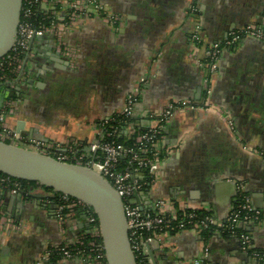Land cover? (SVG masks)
<instances>
[{"label": "crops", "instance_id": "0c3cea01", "mask_svg": "<svg viewBox=\"0 0 264 264\" xmlns=\"http://www.w3.org/2000/svg\"><path fill=\"white\" fill-rule=\"evenodd\" d=\"M98 1L119 16L122 25L111 28L94 14L74 20L63 36L77 52L72 63L57 53L52 36L34 40L18 71L15 106L4 118L5 126L18 128L23 139L48 144L57 153L70 144L88 155L84 149L98 126L121 112L126 95L139 88L141 79L132 114L136 129L148 128L156 106L201 102L203 74L190 54L202 61L229 32L264 25V0ZM191 6L197 9L194 15ZM194 17L202 29L197 46L190 39ZM208 103L230 118L242 143L264 154V41L245 38L234 49L221 51ZM159 146L163 159L157 180L138 194L142 207L160 201L167 210L211 215L223 226L241 183L252 206L264 212V161L241 151L215 113L181 110L163 126ZM0 201L3 213L25 227L23 233L0 232V264H80L40 263L39 258L49 246L73 243L87 233L81 211L69 213L60 225L45 199L1 193ZM240 226L254 247L264 251V223ZM148 245L150 264H259L242 252L237 237L218 232L205 239L193 229L171 231L158 246Z\"/></svg>", "mask_w": 264, "mask_h": 264}, {"label": "built area", "instance_id": "2783aa9c", "mask_svg": "<svg viewBox=\"0 0 264 264\" xmlns=\"http://www.w3.org/2000/svg\"><path fill=\"white\" fill-rule=\"evenodd\" d=\"M34 7H38L45 11L44 14H48L47 23L37 27L28 23L27 19L33 15L32 8ZM190 11L192 15L197 13L194 6H191ZM92 14L98 16L111 28L122 25V19L111 13L108 7L98 0H23L15 42L10 51L0 59V87L13 92L23 56L31 38L52 36L57 53L72 63L77 58V52L64 42L63 36L74 20L89 18ZM245 38L264 41V25L258 27L248 24L239 30L229 32L221 44H215L207 50V56L202 61L198 60L195 54H190L191 61L203 74L204 98L197 103L183 100L156 106L150 111V125L143 132L132 125L127 126L124 131L126 135L133 137L134 147L126 148L106 142L105 137L109 134L105 132L104 125L107 122H102L98 126L95 137L87 145L88 155L79 154V148L70 144L65 146L64 153H57L54 147L37 140H25L17 131L10 130L5 126V115L11 112L15 106L14 100L11 99H5L0 112V141L52 156L61 162L84 165L97 172L122 199L128 228V241L136 262L137 257L145 251L147 244L153 241L158 242L168 232H181L186 229H193L198 234L205 230H212L233 235L238 238L243 253L257 263L264 262V251L259 252L255 249L252 237L247 233L237 231L240 223H264V212L256 210L252 206L241 183L237 185V200L223 226L217 223L211 215L199 217L198 212L186 208H181L179 211L167 210L160 201L142 207L138 200V194L143 193V188L152 185L157 180V167L163 159V152L159 146L161 130L181 110H208L215 113L226 124L230 134L237 139L241 151L264 161L262 152L240 141L230 118L222 115L219 110L212 109L208 103L210 84L217 72L221 51L224 48L234 49ZM190 39L196 46L202 42L201 24L196 17L191 23ZM142 84H144V79L139 80V88ZM139 88L137 87L134 92L126 95L124 107L115 117L118 122H127L132 117L133 108L141 92ZM84 158H88L87 162L83 161ZM120 159L126 161L125 167L119 165ZM1 193H9L21 198L32 195L43 196L45 201L54 207L60 225L64 222V212L72 214L75 210H80L84 214L88 226L87 233L79 234L73 243L49 246L40 256V263H48L56 256L60 260H78L80 264H107L100 240L97 218L85 204L66 195L45 189L37 183L25 192L19 182L9 178H0ZM54 202L55 204H53ZM24 231L25 227L21 223L3 213L0 201V232L3 235H9ZM201 252L202 257L205 258L208 252L205 244L202 245Z\"/></svg>", "mask_w": 264, "mask_h": 264}, {"label": "water", "instance_id": "95a60500", "mask_svg": "<svg viewBox=\"0 0 264 264\" xmlns=\"http://www.w3.org/2000/svg\"><path fill=\"white\" fill-rule=\"evenodd\" d=\"M22 5L23 0H0V59L10 51L15 42ZM41 39L42 37L31 38L28 46L34 40ZM10 94L12 92L0 87V106ZM16 131L19 133L18 128ZM84 150L87 151L88 147ZM0 173L15 180L37 183L82 202L97 218L106 263L137 264L128 241L122 199L91 168L61 162L52 156L0 141ZM30 197L44 199L41 195ZM149 245L155 247L158 242L153 241ZM152 263L155 264L154 261Z\"/></svg>", "mask_w": 264, "mask_h": 264}, {"label": "trees", "instance_id": "16d2710c", "mask_svg": "<svg viewBox=\"0 0 264 264\" xmlns=\"http://www.w3.org/2000/svg\"><path fill=\"white\" fill-rule=\"evenodd\" d=\"M32 12L33 15L30 16L27 21L29 24H31L33 27H37L40 24H45L48 22L49 18H48V14H44V10H40L38 9V7H34L32 8ZM3 88V87H2ZM16 98L15 93L12 92V94H10L7 99H11L14 100ZM134 126L135 127V121L134 119L131 117L127 122H118L117 118H113L111 121L107 122V124L104 125V129L105 132L108 133L109 135L105 137V141L109 142V143H113L115 145H122L126 148L129 147H134V140L133 137L125 135L123 132L125 130V128H127V126ZM136 128V127H135ZM141 132L145 131L144 129H138ZM88 158H84L83 161L87 162ZM119 165H121V167H125V163L126 161L124 159H120L119 161ZM0 178H9L5 175H2L0 173ZM10 180H14L17 181L21 184L23 191H29L30 188L35 184V183H30V182H25V181H19V180H15L12 178H9ZM149 186H146L143 188V192L147 190ZM46 189V188H45ZM26 197V196H25ZM26 198H32V197H26ZM55 204V202L53 203ZM75 215H79L80 210H75L73 212ZM68 215L67 212H64V217H66ZM198 216L201 217L203 216L202 214L198 213ZM237 231L238 232H243L246 233V231H244V228L242 226H238L237 227ZM213 231L212 230H205L201 233V236H203L205 239L209 238L213 235ZM84 234H86L84 232ZM87 236V235H86ZM256 249V248H255ZM257 251H261L259 249H256ZM59 257L54 256L49 263H55L57 261H59ZM149 264V259L147 257V255L145 254V251L143 252V254L139 257H137V264ZM264 262H260L259 264H263Z\"/></svg>", "mask_w": 264, "mask_h": 264}]
</instances>
